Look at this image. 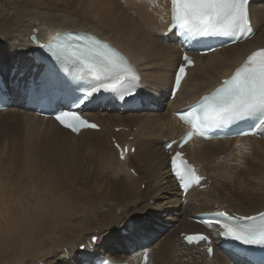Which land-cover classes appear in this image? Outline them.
Returning a JSON list of instances; mask_svg holds the SVG:
<instances>
[{
  "label": "bare ground",
  "instance_id": "1",
  "mask_svg": "<svg viewBox=\"0 0 264 264\" xmlns=\"http://www.w3.org/2000/svg\"><path fill=\"white\" fill-rule=\"evenodd\" d=\"M121 1L124 5L120 3ZM27 2L28 0L10 3L9 11L16 12L14 17L5 16L0 20V74L7 80V95L12 102L8 110L0 112V146H8L12 139L15 140L12 137L14 134L21 143L18 144L19 148L24 144H34L35 140L49 142L63 152L72 149L74 144L80 148L83 142H87V146L92 145L97 151L103 148L109 156L104 155L106 152L102 154L93 152V149L91 151L93 157L105 158L106 162L98 160L103 171H108V167L121 168L124 172H118L116 176L123 175L129 180L126 182L115 178L116 182L108 189L109 194L115 192L119 194L122 191L132 198L127 199L131 201H126L123 209L120 213L118 211L119 214L114 218L110 214H104L102 217L88 219L75 226L69 224V227L64 229L61 227L60 214L52 218L51 224L39 223L36 216L46 210L42 207L28 208L26 204L24 205L27 195L23 183L20 185L17 178H13L19 184L13 189L12 186L16 184L12 183L11 177L6 180L0 178V264H16L18 258V264H23L22 260L27 256H31L32 259L24 264H86L91 263L94 257L100 256L108 258L113 263L119 261L124 264H143L142 251H146L152 264H248L231 252L220 249L216 243L217 237L213 239L214 256L210 258L205 244L189 247L183 243L181 234L213 235V231L208 232L190 220L198 214L226 210L231 214L249 217L264 211L262 202L250 208H240L241 203L239 205L234 198H227L224 194L225 202L227 201L230 206H223L221 201H211L212 197L219 196L217 182L223 177L224 171L221 169L230 170V155L242 154L247 148L264 158V126L257 137L211 141L195 138L189 143L185 148L188 158L196 164L201 176L206 177V181L202 184L205 188L192 189L187 194L185 204L182 202V192L171 173L170 155L165 150V145L174 140L179 141L188 130L174 113L194 105L202 96L221 85L222 80L231 77L235 70L245 63L248 56L264 49V0H252L249 6L250 20L256 35L243 43L211 54L196 55L197 66L190 71L189 78L182 84L174 100L170 99V92L175 70L180 64L183 46L181 41L174 37V33L165 36L171 22V0H80L75 3L62 1L63 7H65L63 3L67 4V10H61V6H47L49 0L25 5ZM68 5L78 6L73 8ZM142 24H146L148 31ZM34 30L37 31V39L42 45L49 43L56 33L82 31L94 34L116 47L140 77L135 85V88L141 91L138 99L140 106L131 105L128 110L123 111L122 107L119 109L117 101L111 100L106 105L102 103L89 108L85 116L98 123L101 130L84 131L77 137L61 128L52 119L37 116L28 109L26 97L20 91L28 67L33 63L39 64V61H36L38 57L35 56L39 53V46L30 39ZM12 69L16 70L13 78L10 77ZM130 138L133 140L130 141ZM159 138L163 143L157 151L158 145L156 147L155 144ZM113 139L125 151L124 161L119 159V153L112 144ZM242 143L244 146L238 148V144ZM0 150L7 152L3 148ZM0 154L7 158L11 157L9 153ZM135 162L147 169V176L136 174ZM262 168L258 167L259 170ZM11 171L14 172L15 169ZM131 171L135 174H130ZM91 173L97 183L100 177L94 171ZM260 173L264 174L261 171ZM255 178L258 177H254L253 180H256ZM263 182L261 180L256 182L258 185L256 192H264ZM145 183L146 190L142 191L141 187ZM243 183L246 186V183ZM102 187L104 185L100 186ZM205 196L207 198H203ZM150 202L153 205H150ZM113 210L114 208H107L105 212ZM129 221L140 225L139 230L125 228ZM176 224L178 228H174ZM124 230L128 231L127 237L123 236ZM75 232L80 235H76ZM93 237L98 240L94 241ZM54 239L60 247L61 243L64 244L61 248L63 257L56 254L55 244L52 248L49 246V253L41 256L39 252L48 247V241ZM175 242H179L180 248H175ZM81 246H85V250L80 251ZM34 258L41 260L38 262Z\"/></svg>",
  "mask_w": 264,
  "mask_h": 264
},
{
  "label": "snow or ice",
  "instance_id": "2",
  "mask_svg": "<svg viewBox=\"0 0 264 264\" xmlns=\"http://www.w3.org/2000/svg\"><path fill=\"white\" fill-rule=\"evenodd\" d=\"M171 5L170 31L185 39L229 37L233 42H240L254 35L249 0H171ZM45 51L51 59L46 64L33 63L28 67L24 80L26 89L55 87L63 79L62 69L57 65L71 66L79 79L96 82L77 99V103L101 90L119 94L121 97L132 96L140 79L135 69L117 49L94 36L82 33L57 36ZM52 60L55 63H52ZM183 60L186 65L193 64L188 55H185ZM185 74V66L182 65L175 77L176 89H179ZM178 115L192 128V131L186 134L181 147L194 133L204 137L206 130L228 126L247 118L254 117L259 125L264 126V49L248 56L230 79L224 80L214 92L202 97L188 111ZM54 119L74 133L82 127H97L71 111H60ZM168 147L171 148L172 145L169 144ZM170 165L183 189L187 190L190 185L200 184L201 178L183 159L180 152L171 157ZM216 223L227 238L246 245L264 246V213L258 217L240 219L221 213ZM140 227L131 221L125 225V228L132 231H138ZM96 239L93 237L94 241ZM208 239L203 234L185 237L190 245Z\"/></svg>",
  "mask_w": 264,
  "mask_h": 264
},
{
  "label": "rangeland",
  "instance_id": "3",
  "mask_svg": "<svg viewBox=\"0 0 264 264\" xmlns=\"http://www.w3.org/2000/svg\"><path fill=\"white\" fill-rule=\"evenodd\" d=\"M23 1H26V0H0V20L3 19L5 16L13 18L14 14L16 12L15 11H11V12L9 11V4L10 3H19V2H23ZM42 1L43 0H28V2L25 3V5L38 4V2L41 3ZM62 1H67V2L73 1V3L80 2V0H77V1L76 0H49V3L47 4V6H49V7L61 6V10H64V9L67 10V4L63 3L65 5V7H63V5L61 4ZM120 3L122 5H124L123 1H121ZM23 4L24 3H21V5H23ZM68 6H72V5H68ZM77 6L78 5H73L72 7L75 8ZM142 25L143 26L145 25V29H146V31H148L146 24H142ZM118 132H119V130L116 131V133H118ZM12 137L15 138V140L12 139V142L8 146H3V147L0 146V149L3 148V149L7 150L6 153L3 152L2 150H0V152L2 154H8L9 153V156H11V157L8 156L10 158L9 159V158L5 157V155L2 156L0 154V178H4V180H6V179L11 177L10 179L12 180V183L15 182L14 184H16V185L12 186L13 189L16 186H18L19 184L21 185L23 183L22 186L24 187V192L27 195V197L30 198V199H28L25 194H24L25 196L23 195L24 198L26 197L25 201H24V205L26 204V206L28 208H30V207H33V208L42 207L46 210L44 213H41L38 216H36L39 223H42L43 225L51 224L52 218L57 214H60V216H61L60 217V221L62 220L61 221V227L64 229L69 224H73L75 226L80 222L87 221L88 219L102 217L104 214H110L114 218L123 209L125 202L131 201V200H127V199H131L132 196L126 195V194L122 193V191L119 194H116L117 192H115V194L114 193L109 194L110 191L108 189H111L110 187L114 184V182H116L115 178H116V180L118 179V180L126 181V182H129V180H127L123 175H120L118 177L116 176V174L118 172H124V170L121 168L113 169V168L108 167L109 168L108 171H103L104 169L102 168V165L100 162L102 160H105V158L102 159L100 157L96 158V157L92 156L93 152H98V153L104 154V152H106V151L103 148L101 150L99 149L97 151L96 148H94L92 145H91L92 147L89 145L87 146L88 143L83 142L80 144V148L76 144H74L72 149H67L63 152V151H61V149L50 144L49 142L43 143L39 140H35L34 144H29V145L24 144L21 148H19L18 144L20 145L21 143H20L18 137L14 134H12ZM87 140H89V139H87ZM132 140H133V138H130V141H132ZM104 141H106V140H104ZM162 143H163V140L161 138H159V141H157V143L155 144V146L158 145V147L156 146L157 151H158V149L161 148ZM103 145H104V143H103ZM238 145H239L238 148H240V147L244 146V143L238 144ZM108 147H110V143H108ZM92 149H93V152L91 153ZM27 150H29V151H27ZM74 150H76V151H74ZM15 152H16V154H15ZM21 152H22L24 157H22ZM106 153L104 155L109 156V154L108 153L106 154ZM132 153H134V151H132ZM29 154H31L32 157ZM28 155H29V157H28ZM87 158H89L91 161L89 159L87 160ZM6 159L8 161H6ZM17 159L20 160L19 163L16 162V161H18ZM99 159H101V160H99ZM254 159H256V160H254ZM257 159L260 160L261 162L258 161ZM263 160H264V158L260 154H258L256 152H252L250 150H247L242 154L236 153V154L230 155V157H229L230 170H226V168L221 169L224 171H223V175H222L223 177L219 178V180L217 182L218 183L217 191L219 190L218 191L219 196H218V198L212 197L211 201L212 202L221 201V204L223 206H230V204L227 201L225 202V199H224V195H225L227 198L228 197L234 198L238 202L239 205L241 203V205L239 206L240 208H250L251 206L253 207V206H255L261 202L264 203V192H256V190H255L258 186L257 185L258 181L259 180L264 181V174L260 173V171L262 173H264V169H263L264 168V166H263L264 162H263ZM105 162H106V160H105ZM20 163H22V165ZM90 163H92V164H90ZM79 164L82 165V167ZM134 164H135L134 168H135L136 174H139L141 176H147L148 175L147 169L143 165H140L137 162H135ZM233 167H234V169H233ZM258 167L259 168L263 167V168L261 170H259ZM8 168H10V169H8ZM13 168L15 169V171ZM32 168H33L34 172L32 171ZM255 168H257V169H255ZM251 169H252V171H251ZM11 170H13L15 173L12 172ZM232 170H234V172ZM91 171H94L100 177V180L97 183L94 180L93 174L91 173ZM225 171H227L226 174H228V175L225 174ZM11 172H12V174H11ZM83 172L85 174H83ZM131 172L132 173H130V174H132V175L135 174L133 171H131ZM232 173L234 176L231 175ZM155 174H158V173H155ZM224 175H226V176H224ZM15 177L17 178L19 184H18V182H16V180H13V178L15 179ZM228 177H231L232 179L234 178L233 181L236 183L234 184L232 179L228 178ZM254 177H258V178H255L256 180H253ZM222 178H223V181H221ZM243 178L244 179L246 178V179L244 180ZM42 179H43V181H41ZM239 179H241V180H239ZM28 181H30V182H28ZM107 181H108V183H107ZM243 182L246 183V186ZM101 183H102V185H104V187H102V188H100V186H102V185H100V186L98 185ZM230 184H231V186H230ZM240 184H243V185H240ZM238 186H240V187H238ZM146 187H147V184L146 183L143 184L141 187L142 191H145ZM239 189L242 190L241 193H240ZM225 191L227 194L225 193ZM221 193H222V197H221ZM22 194H23V192H22ZM237 194H238V196H237ZM203 198H207V197L205 196ZM220 198H222V200H220ZM184 200L185 199H182V202H184V204H185ZM120 202L122 205L120 204ZM224 202L228 205H226ZM51 203H52V205H51ZM247 203H248V205H247ZM150 205H153V203L150 202ZM50 206L51 207L53 206V207L51 208ZM107 208H114V210L112 212L106 213L105 209H107ZM118 211H119V213H117ZM148 211H147V213H148ZM145 216L146 215H144V217ZM178 224H176L174 228H178ZM58 230H60V228H58ZM56 232H58V231L56 230ZM75 234L80 235V234H77V232H75ZM123 236L127 237L128 235L127 236L123 235ZM161 238H163V237H161ZM97 240H98V238L96 239V241ZM177 240H178V238H176V241ZM55 242H56V239H54V241H51V242L48 241V243H47L48 247L41 250L39 252V254H41V256H43L46 253H49L50 252L48 250L49 246L52 248L53 246L56 245V249H57L56 254L63 257V255L61 254V248L63 247L64 244L61 243V247H60V245L55 243ZM175 246H176L175 247L176 249L180 248L179 242H175ZM58 247H59V249H58ZM67 248H68V246L66 247V249ZM66 253H67V251H66ZM79 258H80V255H79ZM30 259H32V257L27 256V258L25 260H22L23 264L26 263L27 260H30ZM34 259H36V258H34ZM80 259H82V258H80ZM36 260L38 261L41 259L38 258ZM42 260L45 261L44 259H42ZM18 261H19V258L15 263L18 264ZM38 262H40V261H38Z\"/></svg>",
  "mask_w": 264,
  "mask_h": 264
},
{
  "label": "water",
  "instance_id": "4",
  "mask_svg": "<svg viewBox=\"0 0 264 264\" xmlns=\"http://www.w3.org/2000/svg\"><path fill=\"white\" fill-rule=\"evenodd\" d=\"M36 34H37V31L34 30V31H33V35L31 36L30 39H31V41H32L36 46H41L42 44H41L40 41L37 39Z\"/></svg>",
  "mask_w": 264,
  "mask_h": 264
}]
</instances>
